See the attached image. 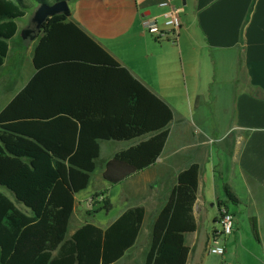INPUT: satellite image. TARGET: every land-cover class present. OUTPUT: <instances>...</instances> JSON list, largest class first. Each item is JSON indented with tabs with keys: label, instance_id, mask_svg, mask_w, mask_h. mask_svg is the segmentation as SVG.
<instances>
[{
	"label": "trees",
	"instance_id": "trees-1",
	"mask_svg": "<svg viewBox=\"0 0 264 264\" xmlns=\"http://www.w3.org/2000/svg\"><path fill=\"white\" fill-rule=\"evenodd\" d=\"M24 16V0H0V68ZM40 30L35 74L0 112V187L30 213L0 192V264H116L135 246L145 208H129L106 229L85 224L66 240L75 196L89 185L102 141H139L106 163L107 184L152 166L173 112L70 19L54 16ZM252 95L264 99L259 90ZM199 171L192 164L177 176L153 224L144 264H187L197 231ZM100 196L101 209L110 212V201ZM250 222L257 237L256 221Z\"/></svg>",
	"mask_w": 264,
	"mask_h": 264
},
{
	"label": "crops",
	"instance_id": "crops-1",
	"mask_svg": "<svg viewBox=\"0 0 264 264\" xmlns=\"http://www.w3.org/2000/svg\"><path fill=\"white\" fill-rule=\"evenodd\" d=\"M70 4L73 8H70L71 17L68 19L77 24L160 99L165 102L167 97L174 99L177 94L175 92H180L184 83V90L202 101L199 106L204 109L202 112L206 114V119L218 107L222 114L232 111L234 117L238 114L244 120V124L237 125L234 119V123L230 125L224 123L220 117L216 120L217 123L209 120L200 124L197 120L188 121L178 115L169 102L173 120L169 125V135L161 155L149 168L117 184L130 185L139 180V185L141 181H145L143 188H137L135 191L138 193L136 195L134 192V195L141 194L151 198L161 188H168L167 197L159 200L161 210L176 185L177 176L190 165L197 164L200 171L193 207L197 231L187 264H207L201 247H207L213 240L215 229L211 235L206 231L211 223L219 225L220 204L227 202L225 206L235 220L236 213L231 212L229 206H234L240 214L243 211L242 206L250 208L256 204L254 198L261 193L256 189L264 187V166L259 165V162L256 166L251 163L253 157H264V99L259 100L252 95L257 90L264 93V0H75ZM162 4L171 8H182L181 26L175 42L177 46L162 45L163 40H155L156 35L153 32H145L142 28L143 18H156L157 25L160 20L164 23L162 15L168 7H161ZM162 30L159 31L164 33ZM28 31H20L21 44L17 53L14 52L17 58L6 62L12 54L9 47L8 55L0 68H5L0 72V112L35 74L32 58L43 34L41 30L23 34ZM197 52L202 53L201 60L195 58ZM23 55L27 62H24ZM27 68V78L18 88H14L15 82L19 83L17 80ZM227 83H232L233 87L224 89L223 86ZM223 100L228 102L224 103ZM202 112H198L199 115ZM248 121L255 125L253 130L247 125ZM216 136L218 138L213 140ZM138 142L119 143L117 150L110 149L103 159L97 181L101 180L106 163L116 153L133 147ZM213 148L218 150L217 154H213ZM230 163L235 165L233 169ZM250 171H257L259 176H263L257 178L253 186L241 187L243 191L239 192L233 180L232 184H226V180L232 178L246 182ZM223 180L224 188L230 190L236 202H228L226 194L221 196L219 188ZM167 182L170 184L167 185ZM81 194L75 196L70 219V222L76 223L75 230L66 235V240L78 228L88 224L79 226L77 222L80 216L77 209L86 201V197ZM135 206H142L146 210L143 205ZM135 206H128L116 218L104 224H90L106 229L126 210ZM18 209L30 214L24 207ZM254 216L249 221L255 218L258 229L261 227L260 216ZM204 228L207 229L205 234L202 233L199 237V229ZM137 242L126 255L136 247ZM223 263L224 259L221 264Z\"/></svg>",
	"mask_w": 264,
	"mask_h": 264
},
{
	"label": "rangeland",
	"instance_id": "rangeland-1",
	"mask_svg": "<svg viewBox=\"0 0 264 264\" xmlns=\"http://www.w3.org/2000/svg\"><path fill=\"white\" fill-rule=\"evenodd\" d=\"M41 2H46L49 5L53 4V0H24L25 16L24 18L16 21L19 28V34H17L13 40L9 41V47H11L12 54L7 58L6 60L7 63L10 62L12 59L17 58L16 53L18 47H20L21 44L20 31L21 32L22 30L26 31L32 27V19L34 12L40 6ZM68 6L69 9L73 8L72 4H69ZM158 27L159 30L163 29L162 31H164V33L166 34L165 37L163 38L164 42L162 45L177 46L175 43L176 36L173 37L171 33L172 29H170L169 27H165L163 25L162 20L158 21ZM29 44L30 42L27 43V46H29ZM195 58L201 60L202 53L197 52ZM23 59L25 60L24 62H27V58L25 59V55H23ZM6 62L5 65H7ZM4 69L0 70V72H2ZM212 69H213V65H212ZM26 71H28V68L21 74L20 78L17 80V82L19 81V83L15 82L14 88H18L20 84L23 83V81L27 78L28 73H26ZM216 84L213 85V88H215ZM167 86L169 88V84ZM223 87L224 89H231L233 86L232 83L231 84L227 83ZM179 91L180 92H175L177 94H175L174 99L170 100L169 97H167L166 102L168 103V105L170 102L171 106L173 105V109L175 110V112L178 115L184 117L186 120L188 121L194 120L195 122L198 121L200 124L207 123V121L209 120L211 121V123L212 121L217 123L216 120L221 117L222 121L226 124L232 125L234 123V119L237 125L244 124V120L241 118L240 115L236 114V117H234V113L232 111L224 115L220 112L218 107H215L214 111L209 114V119L208 118L206 119V114L202 112V110L204 109L199 106V103L202 104V101H198L196 97L192 96L190 93H187L186 90H184V83H182V87ZM223 101L224 103L228 102V100H223ZM198 112H202V115H199ZM206 113L208 115L207 109H206ZM247 125H249V127L252 128V130L253 128H255V125L250 121L247 122ZM186 127L187 126L185 125L184 128ZM215 138L218 137L216 136L212 139L214 140ZM100 145H101L100 146L101 153L99 159L95 163V171L91 174L88 187L84 191L80 192L82 193L81 194L82 196L86 197V201L84 203H81L80 207L77 209V212H79L80 215L77 222L78 224H80L79 226L85 223L104 224L110 219L116 218L123 210L128 208V206H135V205L145 206L146 207L145 219L139 234L137 245L131 252H129V254H127L124 257V259L118 262L119 264H144L146 255L150 248L152 227L160 210L159 200L165 199L167 197L168 188H161L160 191L156 193V196L154 198H151V197H144L141 194L136 196L138 192L135 190L137 188H143L145 181H141L138 185V181H139L138 180L133 184L124 185V186L122 185L111 186L107 184L104 180H102V178L101 180L99 179L100 181H97L96 178L100 174V171L102 170L103 167V159L107 156V154H109L110 149L117 150L120 144L116 142L113 143L101 142ZM213 149H214L213 154H217L218 150L216 148ZM252 162L254 166L257 165V162H259V165L264 166V157L262 156L261 159L259 157H253L251 163ZM230 167L233 169L235 165L230 163ZM248 175L249 177L246 180V182H242L240 180H234V178H232L229 180L227 179L226 184L228 182L232 184L231 180H233V184L237 188L236 190L240 192V190L243 191L241 187H245V188L251 187L255 184L254 181L257 178L263 177V176H259L260 173H258L257 171H250ZM167 176L169 179V175ZM216 177L217 179H219V175H217ZM224 182H225L224 180L221 181V186L219 188L222 197L225 196L224 193L225 185L223 186ZM169 184L170 183L167 182V185ZM263 189L264 187L260 189H256L259 192H261L258 196L254 198L256 200V204L252 205L250 208H245L242 206L243 211H241L240 214L238 213V210L234 206L232 205L229 206L231 212L236 213V218L233 224V232L228 237L218 238L215 243L210 241L207 247L205 246L201 247V253L207 264H221L223 259H224L223 264H264V190ZM0 192L5 194L13 202L15 201L7 190L0 188ZM134 192L136 193V195H134ZM101 194L106 195L108 200H110L111 203L110 212H105L104 210L101 209L102 202L104 199L103 196H100ZM130 194H132V196H130ZM99 197L101 199H98ZM89 199L94 200L93 209H92L93 211L92 210L88 211L86 208V202ZM248 199L250 198L248 197ZM14 203L16 204V202ZM16 206H18V208L20 209L23 207L19 204H16ZM257 214L260 216L261 227L257 229L258 230L257 237H255L252 232V223L249 221V218L254 215L257 216ZM253 219L256 221L255 218ZM75 225L76 223H72V222L69 223L67 235H69L72 230H75L74 229ZM214 229L217 233L219 234L221 233L222 229L220 225L213 223H211L206 233L211 235ZM205 230L207 229L205 228L199 229L198 236L200 237L202 233L204 235ZM203 238H205V236ZM210 246H218L223 248L224 255L215 256L209 254L208 250Z\"/></svg>",
	"mask_w": 264,
	"mask_h": 264
},
{
	"label": "built area",
	"instance_id": "built-area-1",
	"mask_svg": "<svg viewBox=\"0 0 264 264\" xmlns=\"http://www.w3.org/2000/svg\"><path fill=\"white\" fill-rule=\"evenodd\" d=\"M161 7H168V10L162 15L164 19V26L169 27L171 30V33L173 37L177 36L180 30L181 22H180V15L182 13V8H171L167 4H162ZM142 28L145 32L154 33L155 40H163L165 37V33L160 32L158 30L157 25V19L156 18H143L141 22ZM98 199H101L100 197ZM93 199H89L86 202V208L88 211H91L93 209ZM219 225L221 227V233L215 232L213 234V240L212 242L215 243L218 238L222 237H228L233 232V224H234V217L231 215L225 206H221L219 208ZM209 254L215 255V256H223L224 255V249L218 246H210L208 250Z\"/></svg>",
	"mask_w": 264,
	"mask_h": 264
},
{
	"label": "water",
	"instance_id": "water-1",
	"mask_svg": "<svg viewBox=\"0 0 264 264\" xmlns=\"http://www.w3.org/2000/svg\"><path fill=\"white\" fill-rule=\"evenodd\" d=\"M57 15H63L66 18L71 17V12L66 1L54 2L52 5L41 3L33 15L32 24L36 30H40L42 24Z\"/></svg>",
	"mask_w": 264,
	"mask_h": 264
},
{
	"label": "flooded vegetation",
	"instance_id": "flooded-vegetation-1",
	"mask_svg": "<svg viewBox=\"0 0 264 264\" xmlns=\"http://www.w3.org/2000/svg\"><path fill=\"white\" fill-rule=\"evenodd\" d=\"M37 30H36V27H35V25L34 24H32V27L29 29V31L28 32H24L23 34H31V33H34V32H36Z\"/></svg>",
	"mask_w": 264,
	"mask_h": 264
}]
</instances>
